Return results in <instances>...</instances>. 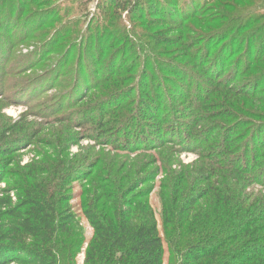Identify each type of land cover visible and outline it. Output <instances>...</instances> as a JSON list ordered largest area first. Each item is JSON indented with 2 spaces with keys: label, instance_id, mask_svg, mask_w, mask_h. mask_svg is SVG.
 <instances>
[{
  "label": "trees",
  "instance_id": "16d2710c",
  "mask_svg": "<svg viewBox=\"0 0 264 264\" xmlns=\"http://www.w3.org/2000/svg\"><path fill=\"white\" fill-rule=\"evenodd\" d=\"M248 1L207 0L203 9L181 13L180 21H176L179 11L171 12L168 0L98 2L102 15L95 29L102 31L104 49L100 57L118 52L111 57L103 81H118L121 71H134L142 57L147 59L140 89L128 88L118 104L104 101L102 105L109 108L105 111L122 110V116L133 98L142 96L138 119L146 126L133 127L128 137H132L134 146L146 145V151H158L176 147L180 141L177 139L183 138V145L193 148L204 162L192 176L181 174L173 179L171 195L162 193L166 203L162 212L166 235H162L149 202L152 191H140L147 180L141 176L142 169L136 171L131 166L125 171L117 159L110 164L109 158L99 161L103 166L85 176L89 184L81 194L84 200L80 209L93 229L89 240L78 212L69 203V162L60 164L59 174L48 167L18 170L11 174L13 185L0 193V264H77L85 246L84 264H164L165 244L178 259L177 264H264V192H248L254 183L264 187V128L253 131L255 138L248 147L241 146L244 131L239 133L243 126L238 123L243 115H255L260 123L264 122V16L256 14L255 1ZM147 5L153 9H145ZM111 11L121 22L125 14L132 24L129 31L118 29L116 38L107 35L113 19V15L108 18ZM188 18L200 19L205 31L189 28L187 36L184 27L178 25ZM166 19L173 25L150 32L165 27ZM171 29L180 30V35H168ZM61 40L62 35L56 42ZM142 40L149 49L142 46L144 50L138 54V41ZM177 42L175 53L168 54L172 49L169 47ZM4 52L0 65L10 55ZM236 55L237 63L229 67L228 60ZM130 56L136 59L130 62ZM161 75L167 86L181 83L179 88L183 90L174 88L173 98L196 100L194 107L199 113L190 126L173 120L169 111L174 108V100L164 101L161 84L155 95L150 93L149 82H158ZM195 81L194 92L188 82L190 86ZM3 96L0 95V111L10 106ZM85 96L89 97L88 92ZM220 119L228 128L217 134L224 129L218 125ZM116 123L122 124L120 119ZM252 124L245 121L246 131L252 130ZM129 125L130 122L125 125L126 130L131 129ZM165 126L173 132H164ZM147 128L154 131L153 139H148ZM19 129L16 123L7 127L6 133ZM9 154L12 152L0 153ZM231 155L234 157L228 158ZM222 156L231 161V175L227 165L210 159ZM6 180L1 177L0 185ZM171 214L178 217L170 218L175 221L173 225L167 221Z\"/></svg>",
  "mask_w": 264,
  "mask_h": 264
},
{
  "label": "rangeland",
  "instance_id": "374dc122",
  "mask_svg": "<svg viewBox=\"0 0 264 264\" xmlns=\"http://www.w3.org/2000/svg\"><path fill=\"white\" fill-rule=\"evenodd\" d=\"M99 1L109 0H0V60L5 55V50L10 52L7 61L0 65V95L3 94L6 103L10 104L0 111V153L12 152L6 156L0 155V178H8L0 185V193L1 190L13 185L10 181L13 179L11 174L24 169L29 171L32 167H48L55 174H59L60 164L64 161L69 162L71 166L69 171L72 174V182L67 187L69 203L74 207V211L78 212L83 223V233L89 240L93 236V229L80 209L84 200L81 194L89 184L85 176L103 166L99 161L109 158L107 164H110L112 160L117 159V163L123 164L125 171H128L131 166L136 171L142 169L141 176L147 180L140 191H152L149 202L156 212L162 235H166L163 232L162 213L166 210V203L162 193L168 192L171 195L173 179H177L181 174L192 176L195 170L202 167V163L201 165L199 163L204 161L193 148L183 145V138L177 139L180 141L176 147L168 146L158 151H146L148 147L146 145L134 146L132 137H128L133 127L141 124L144 129L146 126L145 122L138 119L143 108L140 101L142 96L133 98L132 105L126 106L122 116H120L122 110L105 111L109 108L102 105L104 101L118 104L123 92L126 93L128 88L135 86L138 90L140 89L139 85L144 83L143 70L147 59L142 57L141 62L138 63L139 67L134 71H121L118 81L114 79L109 83L103 81L111 57L117 56L118 52L111 51L107 55L109 57L103 59L100 57V54L104 52L103 34L101 29H95L96 24L101 20L100 14L102 15V11L98 8ZM168 1L171 4V12L179 11L176 21H180L183 17L181 13L185 10L191 12L194 8L203 9L205 6L203 4L207 0ZM253 1L258 9H255L256 14L264 16V0ZM145 9H153V6L147 5ZM96 14L97 17H95ZM110 15H113V19L109 23L108 36L116 38L118 29L130 30L132 24L125 14L122 16V22L114 12L111 11L108 18ZM166 22L165 27L153 28L150 32L173 25L168 19ZM262 23L264 24V20ZM178 26L184 27L183 32L187 36L191 33L189 28L194 30L193 27H195L199 31H205L200 19L188 18L184 24ZM135 28L137 27L134 26L133 29ZM92 29L95 30L92 31ZM167 33L174 34L177 38L181 31L171 29ZM60 35L62 40L56 42ZM144 42L146 41H138V54L144 48L149 49L144 46ZM262 42L264 43V40ZM262 42L259 41L258 44ZM178 44L177 42L173 47H169L172 49L168 54L175 53ZM238 56L228 60L229 67L235 66ZM130 58H132L130 62L136 59L132 56ZM163 77L164 75H161L158 82H149L150 93L155 95V90L161 84L164 101L174 100V108L169 111L174 117L173 120L179 122V125L188 126L194 121V115L199 113L194 107L197 105L196 100H192V97L186 100L173 98L172 95L176 93L174 88L178 91L183 90L179 88L181 83L179 86L173 87L171 84L167 86L162 80ZM97 81L100 82L97 84ZM189 82L191 84L190 79ZM189 82L188 87L192 86L195 92L197 82L190 86ZM87 92L88 98L85 96ZM128 103L125 102L126 105ZM256 105L255 103L254 106ZM250 110H254L252 106ZM243 116L238 122L243 126L239 133L244 131L241 146L248 147L253 137L255 138L253 131L259 127L264 128V122L260 123L255 115L249 118ZM117 119H120L121 125L116 123ZM217 121L220 123H218L219 127L224 128L221 132L218 130L217 134H222L228 127L223 125L225 124L223 119ZM245 121L247 123L252 121V130L246 131ZM129 122L131 129L129 130L128 127L126 130L125 125L127 126ZM16 123L20 129L15 133L7 134L6 128ZM100 124L101 127H98ZM149 129L147 128L146 131ZM184 129L187 130L186 127ZM165 130L167 132L172 129L165 126L164 132ZM153 134L154 131L151 129L149 133H146L149 140L153 139ZM256 136L260 135L256 134ZM253 148H255L254 145L251 149ZM233 157V155L228 156V158ZM210 159L219 165H227L229 170L231 161L225 157ZM10 162L13 164L6 168ZM28 166L32 167L28 168ZM197 173L195 172V175ZM229 173L231 175L232 170H229ZM230 180L232 182V179ZM257 189L264 192V187L258 183H254L248 192L253 193ZM173 216L178 218L175 214H171L169 219L167 218L171 224L175 222L170 221ZM85 248L78 256L77 264H84ZM165 249L164 264H177L178 259L167 249V244Z\"/></svg>",
  "mask_w": 264,
  "mask_h": 264
}]
</instances>
